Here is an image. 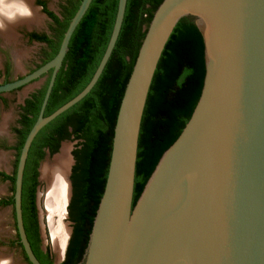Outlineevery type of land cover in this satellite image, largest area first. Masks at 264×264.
I'll return each instance as SVG.
<instances>
[{"label":"water","instance_id":"1","mask_svg":"<svg viewBox=\"0 0 264 264\" xmlns=\"http://www.w3.org/2000/svg\"><path fill=\"white\" fill-rule=\"evenodd\" d=\"M91 2L80 1L53 58L0 84V94L9 93L51 71L14 171V224L29 264H41L28 242L21 208L30 146L43 127L80 102L97 83L115 47L127 0H118L110 38L90 81L45 116L71 36ZM185 17L202 37L201 92L188 121L161 154L133 204L147 95L164 47ZM70 187L67 206L71 180ZM77 264H264V0L160 2L120 100L103 192Z\"/></svg>","mask_w":264,"mask_h":264},{"label":"trees","instance_id":"2","mask_svg":"<svg viewBox=\"0 0 264 264\" xmlns=\"http://www.w3.org/2000/svg\"><path fill=\"white\" fill-rule=\"evenodd\" d=\"M81 0H70L59 19L44 12L57 26V40L47 36L32 38L49 45L50 53L38 68L57 53L68 23ZM162 0H127L122 26L112 54L93 89L77 104L43 127L33 140L26 160L21 194L22 218L31 249L41 264H54L42 250L35 206L37 167L46 151L54 154L63 140L78 141L72 150L75 160L70 179L73 196L69 204L73 231L64 259L59 264H77L83 255L92 221L102 195L120 100L146 28ZM118 0H92L73 32L68 51L59 69L44 115L75 97L90 81L107 46L113 28ZM32 71V70H31ZM51 72V71H50ZM20 107L17 157L36 121L49 81ZM204 78L202 37L190 18H182L173 29L157 64L147 95L138 137L133 204L161 154L176 139L188 121L199 98ZM15 171V170H14ZM3 181L13 184L15 173L0 172ZM13 206L12 195L0 199V207ZM17 236V233H16ZM18 243V236L15 241ZM29 264V263H28Z\"/></svg>","mask_w":264,"mask_h":264},{"label":"rangeland","instance_id":"3","mask_svg":"<svg viewBox=\"0 0 264 264\" xmlns=\"http://www.w3.org/2000/svg\"><path fill=\"white\" fill-rule=\"evenodd\" d=\"M34 7L38 9V15L41 17V24L38 26H33L31 29L27 28L24 24L20 26H15L16 42L11 44L5 42L0 36V84L5 82V79L15 80L26 75L29 71L34 69V66L41 63L45 58V53H47V48L44 44L39 42H30L27 40L26 35L30 31H36L39 33L50 34L51 28L53 26L52 21L43 12L41 7L38 5L36 0H31ZM46 2L47 8L60 15V10L62 5L66 0H44ZM21 53L22 57L17 63L18 54ZM9 63L8 71L6 70V64ZM5 68V69H4ZM47 78H43L36 83H32L25 87L19 88L9 93H4L0 99V156L4 157L3 163L0 165V171L6 174H12L15 170V162L17 153L14 147L17 145L18 138L14 134L13 129L18 126V118L20 114V106L23 100L28 97L31 93L37 91L39 87L44 84ZM78 144L77 140L67 139L63 140L58 148V151L54 154L46 152L44 158L41 160L39 165V179L37 187V211H38V221L40 227V234L42 239V248L47 250L50 254L51 259L58 264L64 258L63 252L58 253V249H55L52 232L50 228V221L47 214L45 206V191L46 183L41 180V167L48 161L52 160L59 152L62 146L69 145L70 154L72 155V150ZM4 145L6 147H4ZM71 180V179H70ZM11 183L9 181H3L0 179V199L8 198L12 195ZM69 205V204H68ZM64 217V218H63ZM59 221L56 216H53L51 222L52 225L58 228H63V231L67 229L69 231L68 236H66L67 245L70 237V230L72 223L68 218V207L66 206L65 215ZM61 226V227H59ZM56 227L53 228L56 230ZM54 230V231H55ZM62 231V232H63ZM66 231V230H65ZM64 231V232H65ZM66 231V233H67ZM57 232V231H56ZM65 238V237H64ZM17 239L16 229L14 224L13 209L11 205L0 207V260L10 259L11 264H27L26 258L23 255L21 247L15 243ZM65 249V247H64Z\"/></svg>","mask_w":264,"mask_h":264},{"label":"bare ground","instance_id":"4","mask_svg":"<svg viewBox=\"0 0 264 264\" xmlns=\"http://www.w3.org/2000/svg\"><path fill=\"white\" fill-rule=\"evenodd\" d=\"M25 3L29 6L32 15L27 18L19 19L16 23L8 24L6 29L0 30V36L5 42H7V44H11L12 42L15 44L16 42L15 26L24 24L27 28L31 29L33 26H38L41 24L42 16L40 17L38 15V9L34 7L32 1L25 0ZM14 54H18L15 57H18L17 63H19L22 54L17 52ZM3 161L4 157L0 156V165L3 163ZM72 164L73 159L72 155L70 154L69 145H64L60 149V152L55 157H53L52 160L46 161L41 167V180L46 183L45 206L50 221L54 246H56L55 249H58V253L63 252L66 243V236H68L69 231L65 229L67 231L66 233L65 230V232L63 231V228L62 230L61 228L57 229L56 226V230L53 229L55 227L52 225L53 222H51V220L53 216H56L59 219L58 222H60L62 217L65 215L66 206L71 191L69 179Z\"/></svg>","mask_w":264,"mask_h":264},{"label":"flooded vegetation","instance_id":"5","mask_svg":"<svg viewBox=\"0 0 264 264\" xmlns=\"http://www.w3.org/2000/svg\"><path fill=\"white\" fill-rule=\"evenodd\" d=\"M37 1V3H38V5L41 7V9L43 10V6H42V4L44 5V7L46 8V10H48V11H50L48 8H47V5H46V2L44 1V0H36ZM68 7H70V0H66V2L62 5V8H61V10H60V15H58V14H56V13H54V12H52V11H50V12H52L54 15H56L59 19H62V14H63V12H64V10L66 9V8H68ZM43 12H44V10H43ZM45 13V12H44ZM46 14V13H45ZM47 15V14H46ZM48 16V15H47ZM49 17V16H48ZM49 19L52 21V23H53V26H52V28H51V32H50V34H48V33H39V32H36V31H30V32H28L27 33V35H26V38H27V40L28 41H30V42H39V41H36V40H34L33 38H32V35H38V36H42V35H45V36H47L49 39H51V40H57V26H56V24L53 22V20L49 17ZM39 43H42V44H44L45 46H46V48H47V53H45V57L47 56V54L48 53H50L51 52V50H50V48H49V45L48 44H46V43H44V42H39ZM6 64V70L5 71H8V67H9V63H5ZM40 63H38V64H36L35 66H34V69L36 68V66L37 65H39ZM5 69V68H4ZM33 69V70H34ZM32 70V71H33ZM29 72H31V71H29ZM28 72V73H29ZM48 77V74L47 75H45L44 76V78H47ZM9 81H12V80H10V79H5V82L4 83H6V82H9ZM38 81H40V80H38ZM37 81V82H38ZM43 85V84H42ZM41 87H39V89H40ZM12 92V91H11ZM34 93V92H33ZM32 94V93H31ZM30 94V95H31ZM2 95L3 94H0V99L2 98ZM30 95L28 96V97H26L24 100H23V103H22V105H24V101L27 99V98H29L30 97ZM21 105V106H22ZM20 106V107H21ZM19 119V118H18ZM17 124H18V122H17ZM18 128H20V125L18 124V126L17 127H15L14 129H13V132H14V134L17 136V138H18V135H17V132H16V130L15 129H18ZM4 147H6L5 145H4ZM48 152V151H47ZM46 154V153H45ZM41 162V161H40ZM39 165H40V163H39ZM39 165H38V167H37V176L35 177V179H36V181H37V183H38V179H39ZM1 172V171H0ZM1 179V178H0ZM71 186H72V182H71ZM37 187H38V185H37ZM72 196H73V186H72ZM72 196H71V199H72ZM1 199H5V198H1ZM70 202H71V200H70ZM70 202H69V204H70ZM35 206H36V210H37V188H36V199H35ZM67 207H69V205L67 206ZM68 218H69V220H70V215H69V209H68ZM37 219H38V211H37ZM71 221V220H70ZM71 223H72V221H71ZM38 225H39V221H38ZM73 223H72V227H71V230L73 231ZM39 234H40V227H39ZM40 236V240H41V248H42V239H41V234L39 235ZM17 244V243H16ZM42 250L44 251V249L42 248ZM24 255V254H23ZM64 256H65V254H64ZM53 261V260H52ZM53 263L55 264V262L53 261ZM27 264H28V262H27ZM59 264V263H58Z\"/></svg>","mask_w":264,"mask_h":264},{"label":"clouds","instance_id":"6","mask_svg":"<svg viewBox=\"0 0 264 264\" xmlns=\"http://www.w3.org/2000/svg\"><path fill=\"white\" fill-rule=\"evenodd\" d=\"M32 15L25 0H0V30L7 28L8 24L16 23L19 19ZM0 264H11L10 259L0 260Z\"/></svg>","mask_w":264,"mask_h":264}]
</instances>
